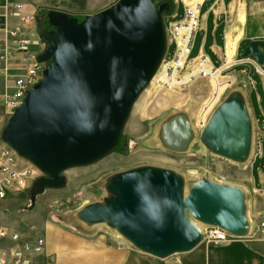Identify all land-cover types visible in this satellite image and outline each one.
Masks as SVG:
<instances>
[{"label": "water", "instance_id": "1", "mask_svg": "<svg viewBox=\"0 0 264 264\" xmlns=\"http://www.w3.org/2000/svg\"><path fill=\"white\" fill-rule=\"evenodd\" d=\"M154 1L119 0L80 22L55 49L52 58L60 54L58 63L52 69V59L46 64L44 79L16 109L3 132L6 142L51 176L63 172L52 169L90 160L108 148L109 154L119 143L122 133L117 138L116 134L133 97L145 81L155 77L168 51L164 16L154 9ZM61 21L59 27L49 19L61 33L78 23L67 17ZM161 31L167 37L162 47ZM262 49L264 40H252L242 58L254 57L263 67ZM39 60L45 62L42 55ZM171 126L166 140L184 143L186 122ZM176 126L182 129L181 136L174 133ZM253 138L251 114L240 94L229 95L216 107L202 134L214 154L234 162L248 159ZM64 182L60 176L46 183L62 186ZM188 189L173 171L137 168L117 182L111 204L93 203L79 218L90 225L105 223L140 250L160 257L190 250L203 239L202 232L185 220L184 208L205 226L244 235L249 221L242 189L205 182Z\"/></svg>", "mask_w": 264, "mask_h": 264}, {"label": "rangeland", "instance_id": "2", "mask_svg": "<svg viewBox=\"0 0 264 264\" xmlns=\"http://www.w3.org/2000/svg\"><path fill=\"white\" fill-rule=\"evenodd\" d=\"M198 1L191 4L195 5ZM165 3L170 6H165ZM179 3L181 0H155L153 7L165 16L172 11V6L176 8ZM185 3L189 5L186 0ZM179 9L180 6L178 11ZM48 18L54 25L61 27L59 24L66 17L50 10ZM75 19L78 23L69 25L65 33H61L63 31L54 26L45 27L38 23L37 34L35 33L37 43L31 49L42 55L45 65L50 63L55 49L78 28V24L90 20V17L76 14ZM172 26L173 24L168 27L169 35ZM230 30H235L236 39L244 40V44L252 40H264V0H236ZM46 32L50 35L46 36ZM196 35L202 36V32L199 33V25ZM197 36L193 49L196 47ZM236 39L229 37L235 47ZM193 49L191 60L197 55V51ZM174 50L175 46L172 44L168 59L172 58ZM262 51L264 52V49ZM193 64L196 62L191 61L189 66L193 67ZM262 68L264 69V66ZM157 72L161 74V68ZM261 72L264 75V71ZM217 74L220 75L218 72L215 75ZM220 76L223 82L219 91L210 76L197 75L186 88L171 91L154 83L152 79L133 103L119 143L105 157L86 167L69 168L57 176H51L28 157L18 153V167L32 168L35 171L34 181L26 191L0 200V225L13 227L20 232L29 231V228L35 225L40 231L45 225V219L55 217L60 221L72 220L76 227L85 231H108L110 229L107 224L84 229V226L89 227L90 224L79 221L77 212L94 201H99L107 207L116 199L117 182L131 170L148 166L177 173L185 182L187 192L192 185L205 182L236 186L247 195L248 188L252 186V178L258 175L259 171L264 172V133L254 126L252 151L248 159L242 162H234L214 154L202 139L204 127L216 107L231 94H240L246 100L247 92L254 86L249 76H243L234 82L233 79L225 77V73ZM2 91L3 80L0 78V94ZM185 109L188 111H184ZM1 117L5 130L13 115L9 116L5 107L0 106ZM179 121L186 122V141L182 144L167 141L165 133L170 131L171 125ZM3 139L5 140L4 137ZM258 142L262 144L263 155L256 158V165L253 167ZM60 176L65 179L62 186H50L46 183ZM257 195L259 204L264 206V184ZM247 216L249 218V212ZM202 228L201 232L206 238L207 226ZM5 243H2L3 248L7 244Z\"/></svg>", "mask_w": 264, "mask_h": 264}, {"label": "crops", "instance_id": "3", "mask_svg": "<svg viewBox=\"0 0 264 264\" xmlns=\"http://www.w3.org/2000/svg\"><path fill=\"white\" fill-rule=\"evenodd\" d=\"M20 1L25 11L29 13H38L40 9H47L60 12L68 19H74L76 14L83 17L97 15L119 0ZM186 1L191 4L196 0ZM235 2L236 0H201L199 3V33L202 32V36L196 35V47L193 51H197L195 57L202 54L207 56L211 66L217 69L220 75L225 73V77L233 79L232 82L238 81L243 76H249L254 86L247 92L246 102L253 125L264 133V75L261 72L264 69L257 64L254 57L242 58V52L248 44H244V40H237L235 30H230ZM186 5L185 0H181L178 4L179 11L178 6L175 8L171 5L172 11L165 14L164 23L168 41V27L183 19ZM165 6L170 5L165 3ZM35 33L37 34V29L32 31L34 37H36ZM229 37L237 40L236 47L232 45ZM170 46L169 42L168 52ZM0 106L3 107L1 99ZM263 184L264 172L259 171L258 175L252 178V186L247 191L249 193L246 195L244 192L247 213L249 212V224L242 237L214 244L203 236V239L192 249L168 257H160L140 250L117 229L108 225L110 229L108 231L91 232L76 227L72 220L60 221L52 217V219L44 220L45 225L40 231L35 225H32L29 231L24 232L13 227L9 229L20 232L24 238H34L37 235L45 237L46 254L54 260V264H264V231L258 229L259 217L264 213V206L259 204L257 195ZM252 193L254 195H251ZM96 202L99 201L90 202L77 212L76 216L79 221H81L79 213ZM98 225H105V223L84 226V229L95 228ZM0 226L9 227L3 224ZM7 244L10 245V243ZM2 250L1 245L0 252Z\"/></svg>", "mask_w": 264, "mask_h": 264}, {"label": "built area", "instance_id": "4", "mask_svg": "<svg viewBox=\"0 0 264 264\" xmlns=\"http://www.w3.org/2000/svg\"><path fill=\"white\" fill-rule=\"evenodd\" d=\"M38 15L39 12L25 11L20 0H0V78L3 80L0 99L9 116L44 79L45 62L31 49L37 43L32 31L37 29ZM198 25L199 4H187L183 19L171 27L169 42L175 46L174 54L168 59L167 51L160 66L162 76L156 82L168 91L186 88L197 75L209 77L217 73L203 54L191 60ZM191 61L196 62L194 67L189 66ZM2 121L3 117L0 118V200L29 189L35 176L32 168L18 167L19 154L3 139ZM258 144L254 161L263 155L262 144ZM258 229L264 231V213L259 217ZM205 237L214 244L240 238L216 226H207ZM5 242L10 245L0 252V264H54L46 254L47 243L42 235L24 238L20 232L0 226V246Z\"/></svg>", "mask_w": 264, "mask_h": 264}, {"label": "bare ground", "instance_id": "5", "mask_svg": "<svg viewBox=\"0 0 264 264\" xmlns=\"http://www.w3.org/2000/svg\"><path fill=\"white\" fill-rule=\"evenodd\" d=\"M201 2V0H199L196 4H199ZM162 22L161 20L159 19L158 20V25H161ZM164 33V31H161V47H162V44H163V41L166 42L167 41V37ZM61 55H57V56H54L52 58V62L50 63L49 67L50 69L54 68V66L58 63L59 59H60ZM194 63V62H193ZM194 65V64H193ZM191 66V65H190ZM194 67V66H193ZM159 73V72H158ZM157 75V74H156ZM155 75V79L153 78L154 80V83L157 82V80H159L161 78L162 75H160V73L156 76ZM217 84V87H216V90L219 91L220 88H221V85H222V77L217 74V75H213V76H210ZM152 80L149 78L147 81L144 82V84L140 87V89L138 90V92L135 94V96L133 97L130 105L128 106L125 114H124V117L122 119V122L120 124V127L118 129V132L116 134V138L123 132V128L130 116V112H131V108L133 106V103L135 102V100L137 99V97L140 95V93L149 85V83L151 82ZM184 111H188V110H184ZM174 133L177 135V136H181L182 134V129L178 126L175 127V130H174ZM116 140V139H115ZM114 140V141H115ZM110 151V148L106 149L104 152H102L101 154H99L98 156L90 159V160H87V161H84V162H79V163H75V164H72V165H68V166H64L60 169H52L53 171H64L66 169H69V168H75V167H86L90 164H93L95 163L99 158H102L104 157L108 152ZM203 151V149H202ZM31 159L34 160L33 157H30ZM191 176V175H190ZM185 191V190H184ZM186 192H187V189H186ZM185 193V192H184ZM183 215H184V218L185 220L194 228L198 229L199 231H202V227L204 226V224L196 217L194 216V214L187 208H184L183 210ZM94 227V226H93Z\"/></svg>", "mask_w": 264, "mask_h": 264}, {"label": "trees", "instance_id": "6", "mask_svg": "<svg viewBox=\"0 0 264 264\" xmlns=\"http://www.w3.org/2000/svg\"><path fill=\"white\" fill-rule=\"evenodd\" d=\"M38 18H39V22L46 27V25H50V22H49V19H48V10L47 9H40L39 10V15H38ZM83 19V18H82ZM250 41L247 43L249 45ZM243 53V52H242ZM118 147V146H117ZM257 161V160H256ZM256 161L254 162L253 164V167H255L256 165Z\"/></svg>", "mask_w": 264, "mask_h": 264}]
</instances>
